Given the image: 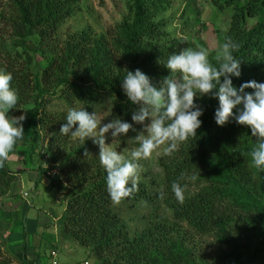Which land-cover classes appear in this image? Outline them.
<instances>
[{"label":"trees","instance_id":"16d2710c","mask_svg":"<svg viewBox=\"0 0 264 264\" xmlns=\"http://www.w3.org/2000/svg\"><path fill=\"white\" fill-rule=\"evenodd\" d=\"M82 1L0 0V72L11 73V86L19 98L16 109L8 113L26 115L24 138L12 152L18 155L19 168L0 169V194L7 193L15 175L28 170L37 172L35 186L40 184L52 167L35 168L34 157L41 136H49L45 154L59 172L50 177L45 190L64 191L65 209L57 220L60 236L85 248L92 264H264V171L252 166L250 155L257 138L234 119L218 126L219 101L212 96L195 99L203 109L197 136L173 155L158 158L162 176L158 183L152 182L158 191L151 193L145 182H139L138 193L124 201L130 207L162 202L172 220L152 213L146 227L130 236L108 195L106 171L99 157L91 154L95 144L73 143L70 136L61 135L66 115L49 113L46 105L58 99L92 112L106 94L114 99L108 122L120 118L132 123L136 131L119 139L125 143L129 138L130 145L139 147L132 139L140 132L131 118L137 106L121 86L124 69H139L158 86L171 74L164 66L169 56L186 49L188 42L172 36L165 20L155 19L169 0H123L125 15L104 34L80 30L57 40L58 27ZM210 2L221 11L232 10L219 40L220 48L228 39L239 45L233 55L241 60V75L230 77L233 86L251 80L264 83V0ZM220 48L208 52L216 66ZM241 107L234 112L238 114ZM193 175L195 180L188 179ZM174 181L187 185L183 204L172 191ZM22 230L20 264H37L39 250L32 261L26 258ZM207 238L216 246L213 254L201 245ZM3 244L8 256H3L0 245V264H12L14 254Z\"/></svg>","mask_w":264,"mask_h":264},{"label":"clouds","instance_id":"9594fccd","mask_svg":"<svg viewBox=\"0 0 264 264\" xmlns=\"http://www.w3.org/2000/svg\"><path fill=\"white\" fill-rule=\"evenodd\" d=\"M237 51L239 45L231 39L226 40L216 53V66L210 62L207 49H183L179 54L169 56L164 66L171 74L162 78L158 86L141 70L124 69L123 92L137 106L131 118L135 124L143 126L142 131L132 138L139 147L131 151L130 159L113 150L106 139L109 133L113 140L127 136L130 131L135 132L132 123L120 118L102 123L95 112L89 113L85 109L68 111L60 134L78 138L83 144L86 139H91L99 146V161L106 171L107 192L114 205H120L138 193L139 160L150 158L161 146H164V154L171 156L189 138L197 136L202 124L199 117L203 114V109L195 103L197 96L218 98L219 107L215 111L218 126L223 127L234 119L239 125L251 129V135L257 138V146L250 153L252 166L264 171V83L251 80L239 88L233 86L230 77L241 75V60L233 55ZM12 80L11 73L0 72V169L5 167L25 134L26 115L8 116L9 110L16 109L19 99L11 86ZM238 106L242 107L237 114L234 109ZM88 154L85 150L84 155ZM183 179L185 175L182 173ZM188 179L195 180L196 177L193 175ZM171 188L177 201L183 204L187 185L174 181Z\"/></svg>","mask_w":264,"mask_h":264},{"label":"rangeland","instance_id":"374dc122","mask_svg":"<svg viewBox=\"0 0 264 264\" xmlns=\"http://www.w3.org/2000/svg\"><path fill=\"white\" fill-rule=\"evenodd\" d=\"M4 10L7 12V7ZM125 13L123 0H84L78 3L73 16L60 24L56 38L63 41L68 34L80 30H88L90 35H102L115 23L121 21ZM231 13V9L224 11L217 9L210 0H169L165 10L160 12L155 19L165 20L167 31L178 39L187 40V48L199 50L203 47L211 52L220 48L219 36H222L227 30ZM4 38H7V36ZM37 60L44 64L40 58ZM113 103L114 99L105 94L99 103L93 107V111L89 113L95 112L102 123H108ZM70 109L80 110L81 108L77 105L70 107L58 99H53L46 105V111L49 113H64L67 115ZM17 115L15 112L8 113L9 117H16ZM138 126L142 131L143 126ZM70 140L73 143L79 142L78 138L74 139L71 136ZM126 140L125 143L120 141L119 137L112 140L109 133L107 134L106 143L113 150L130 159L131 151L138 146L130 145L129 138H126ZM86 141L94 144L91 139H86ZM39 143L40 148L36 151L33 165L35 168L41 165L43 168L49 166L52 169L42 177L38 186H35L36 171L28 170L15 175V179L12 181L7 193L0 194V245L2 246L3 256H8L3 249V243L6 241L7 233L11 229L10 225H12V227H17L15 230L20 231L21 236L22 229H24L27 248H32V251L26 252L28 261H32V253L39 250L40 258L37 264H52V252L55 253V260L58 264H92L94 260L87 254L85 248L79 246L76 242L63 240L60 236L57 220L65 209L62 200L64 191L45 190V186L48 185L51 179L50 177L54 175L52 172L56 174L59 169L54 167V164L50 162L49 157L45 154L49 148V136H41ZM163 148L164 146H161L150 158L138 161L141 167L139 182H145L151 193L158 191L157 186H152V182L154 180L158 183L162 176L157 161L164 153ZM17 149L22 150V147ZM91 154L92 156H98V145L95 144ZM19 163L18 155L11 153L5 166L10 171L16 172ZM59 176H61L60 173ZM113 208L126 222L130 236L146 227L150 218L149 215L152 213L163 216L168 221L172 220L171 212L166 209L162 202H156L151 206L140 203L136 207H130L127 201L122 202L120 205H114ZM51 219L54 220L51 221ZM5 224L9 228H5ZM213 244L212 239L207 238L205 243L201 245L208 254H213L212 252L216 251V246ZM53 245L55 246L51 248ZM35 246L38 248L34 249ZM21 259V254L14 255V259H11L12 264H20Z\"/></svg>","mask_w":264,"mask_h":264},{"label":"crops","instance_id":"0c3cea01","mask_svg":"<svg viewBox=\"0 0 264 264\" xmlns=\"http://www.w3.org/2000/svg\"><path fill=\"white\" fill-rule=\"evenodd\" d=\"M36 176H37V174L34 177L35 179H36ZM52 220H54V219H51V221ZM15 223H17V222H15ZM5 226H6L5 228L8 227L6 224H5ZM10 227H11V229L7 233L5 243H6L8 250L17 256V255H20L22 253L23 235L21 236L20 231L17 232V230H15V228H17V227H15V226L12 227V225H10ZM29 248H31V247H29ZM29 250L32 251V248L31 249L27 248L26 252H28ZM32 254L34 256V253H32Z\"/></svg>","mask_w":264,"mask_h":264},{"label":"built area","instance_id":"2783aa9c","mask_svg":"<svg viewBox=\"0 0 264 264\" xmlns=\"http://www.w3.org/2000/svg\"><path fill=\"white\" fill-rule=\"evenodd\" d=\"M52 174H55V172H52ZM24 195L27 196L26 193H24ZM51 259H52V264H58L57 261L55 260V253L54 252L51 253Z\"/></svg>","mask_w":264,"mask_h":264}]
</instances>
